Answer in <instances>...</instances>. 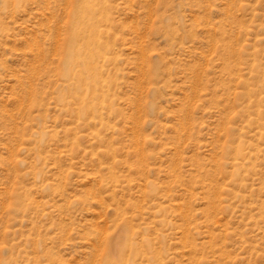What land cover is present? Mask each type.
<instances>
[{"label": "rangeland", "instance_id": "1", "mask_svg": "<svg viewBox=\"0 0 264 264\" xmlns=\"http://www.w3.org/2000/svg\"><path fill=\"white\" fill-rule=\"evenodd\" d=\"M78 1L0 0V264H264V0Z\"/></svg>", "mask_w": 264, "mask_h": 264}, {"label": "bare ground", "instance_id": "2", "mask_svg": "<svg viewBox=\"0 0 264 264\" xmlns=\"http://www.w3.org/2000/svg\"><path fill=\"white\" fill-rule=\"evenodd\" d=\"M97 5H98L97 4V0H80V2L77 3V5L75 6L76 13L79 14V15H82L83 21L81 23H76L75 25H73V29H72L73 36H75L76 34H79L80 32L83 33V35L85 34L86 35V39H88L87 45H90L91 42H93L95 44H101V41H100V36L101 35L99 33L98 26H97V24L94 21L95 20L94 19V14H96V13H98L100 11H103L104 9L98 8ZM75 48H76V46H75ZM92 53H98V51H93ZM86 69H87L88 72H90V68H86ZM78 76L79 75H77V77ZM77 80L79 82L81 81L79 78ZM122 242H123V240H122ZM119 252L120 253L123 252V245L119 246ZM114 256H116V255H114ZM105 264H124V262L121 260V258L112 257V258L107 259Z\"/></svg>", "mask_w": 264, "mask_h": 264}]
</instances>
